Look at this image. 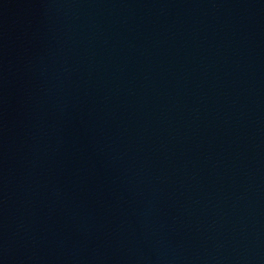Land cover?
Listing matches in <instances>:
<instances>
[{"label": "water", "instance_id": "obj_1", "mask_svg": "<svg viewBox=\"0 0 264 264\" xmlns=\"http://www.w3.org/2000/svg\"><path fill=\"white\" fill-rule=\"evenodd\" d=\"M0 264H264V0H0Z\"/></svg>", "mask_w": 264, "mask_h": 264}]
</instances>
